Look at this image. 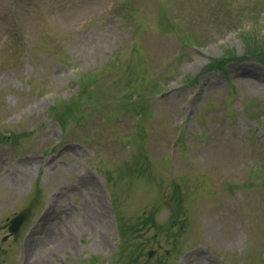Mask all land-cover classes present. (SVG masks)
Masks as SVG:
<instances>
[{"label":"rangeland","instance_id":"obj_1","mask_svg":"<svg viewBox=\"0 0 264 264\" xmlns=\"http://www.w3.org/2000/svg\"><path fill=\"white\" fill-rule=\"evenodd\" d=\"M34 1L0 0V264L26 253L36 264H110L117 218L128 235L130 220L152 212L158 225L142 227L155 239L133 240L149 264H264V65L243 59L239 37L263 22L217 27L236 15L220 0ZM25 27L18 46L13 31ZM190 32L204 44L186 47ZM226 51L238 60L204 74ZM185 75L197 81L183 84ZM25 158L37 162L5 180ZM74 185L76 206L56 207L27 252L29 227ZM25 207L29 219L3 241Z\"/></svg>","mask_w":264,"mask_h":264},{"label":"trees","instance_id":"obj_2","mask_svg":"<svg viewBox=\"0 0 264 264\" xmlns=\"http://www.w3.org/2000/svg\"><path fill=\"white\" fill-rule=\"evenodd\" d=\"M216 1V0H214ZM209 2L211 5V10L215 2ZM222 5L227 9H230L228 13L230 14L232 11L236 12L235 17H228V20H222L221 22H214L215 25H224L227 27L239 29V24L241 20H245V18L250 17L253 19L252 21H256L257 24L259 22H263V28L257 27V25L252 24L246 30L243 29L239 32V37L244 45V60H255L256 62L264 65V20L261 21L260 12L264 11V0H257L254 6H248L252 0H244L241 2L240 0H220ZM243 20V21H244ZM239 23V24H238ZM189 37H191L189 39ZM186 41L189 45H193L199 41V37L197 36H186ZM189 39V40H188ZM200 45V43H197ZM236 55L234 52L226 51L224 52L223 57L221 58H211L206 69L204 71L214 70L215 66L216 69H222L220 65L226 66L231 61H237ZM185 82H192L196 81V78H190L188 75L184 77ZM82 106V104H79ZM106 106V105H104ZM130 165L127 163L126 166ZM147 168V164L145 166ZM144 168V169H145ZM134 167L132 168L133 172ZM138 171V170H137ZM143 170H139L138 174H143ZM134 234V231H130L129 234ZM139 257V256H138ZM136 250L132 253H129L125 259L121 260L118 264H142L137 258Z\"/></svg>","mask_w":264,"mask_h":264},{"label":"bare ground","instance_id":"obj_3","mask_svg":"<svg viewBox=\"0 0 264 264\" xmlns=\"http://www.w3.org/2000/svg\"><path fill=\"white\" fill-rule=\"evenodd\" d=\"M26 160H27V159H26ZM29 164H30L29 160L24 161V162H22V163H21V162H20V163H17V166H16V163H15V164L13 165V169L18 167V170H17L16 172H12V173H10V174H6V175H12V174H14V173L20 174L21 171H25V169L22 168L21 166H27V165H29ZM18 176H19V175H15L14 178H8V177H5V180H7V181H12L13 179H16V177H18ZM29 242H30V241H28L26 245H28ZM29 246H31V248H32V246H34V245H32V243H31L30 245H28V246L25 248L27 252L29 251V250H28ZM34 263H35V262H33V259H31V262H30V260H29V262H28V264H34ZM35 264H36V263H35Z\"/></svg>","mask_w":264,"mask_h":264},{"label":"water","instance_id":"obj_4","mask_svg":"<svg viewBox=\"0 0 264 264\" xmlns=\"http://www.w3.org/2000/svg\"><path fill=\"white\" fill-rule=\"evenodd\" d=\"M22 220V215H19L17 218H16V221H21ZM13 232L16 231V229H11Z\"/></svg>","mask_w":264,"mask_h":264}]
</instances>
